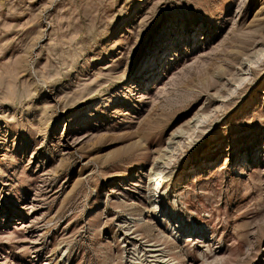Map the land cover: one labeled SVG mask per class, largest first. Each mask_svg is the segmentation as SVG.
<instances>
[{"label":"rangeland","instance_id":"rangeland-1","mask_svg":"<svg viewBox=\"0 0 264 264\" xmlns=\"http://www.w3.org/2000/svg\"><path fill=\"white\" fill-rule=\"evenodd\" d=\"M261 47L264 0H0V264H264Z\"/></svg>","mask_w":264,"mask_h":264},{"label":"bare ground","instance_id":"bare-ground-1","mask_svg":"<svg viewBox=\"0 0 264 264\" xmlns=\"http://www.w3.org/2000/svg\"><path fill=\"white\" fill-rule=\"evenodd\" d=\"M258 54H260V55H263L264 54V48L263 47H261V48H259V50H258ZM10 69V68H9ZM243 78V77H242ZM242 78H240V79H242ZM195 120H198V119H196L195 118ZM169 142H171V141H169ZM151 168H153V167H151ZM155 169V171H154V176H155V186H159L161 183H162V179L164 178V175H163V168L162 167H155L154 168ZM156 193V192H155ZM154 205V204H153ZM155 210V209H154ZM153 210V211H154ZM190 235V234H189ZM153 246V245H152ZM154 251H156L157 249H153ZM154 255V254H153ZM166 260V259H165Z\"/></svg>","mask_w":264,"mask_h":264}]
</instances>
